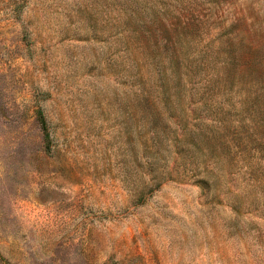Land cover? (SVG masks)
<instances>
[{
    "label": "rangeland",
    "instance_id": "obj_1",
    "mask_svg": "<svg viewBox=\"0 0 264 264\" xmlns=\"http://www.w3.org/2000/svg\"><path fill=\"white\" fill-rule=\"evenodd\" d=\"M0 264H264V0H0Z\"/></svg>",
    "mask_w": 264,
    "mask_h": 264
},
{
    "label": "trees",
    "instance_id": "obj_2",
    "mask_svg": "<svg viewBox=\"0 0 264 264\" xmlns=\"http://www.w3.org/2000/svg\"><path fill=\"white\" fill-rule=\"evenodd\" d=\"M38 115H39V123H40L41 129H42V131L45 132V135L47 136L46 122H45L43 116L41 115V112H38Z\"/></svg>",
    "mask_w": 264,
    "mask_h": 264
}]
</instances>
